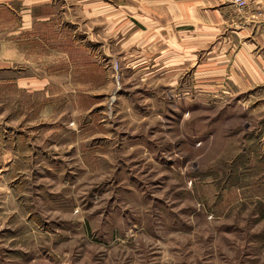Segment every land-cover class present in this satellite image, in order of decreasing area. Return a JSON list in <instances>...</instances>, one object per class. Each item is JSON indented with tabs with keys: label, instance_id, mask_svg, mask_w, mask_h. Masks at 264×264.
Here are the masks:
<instances>
[{
	"label": "rangeland",
	"instance_id": "rangeland-1",
	"mask_svg": "<svg viewBox=\"0 0 264 264\" xmlns=\"http://www.w3.org/2000/svg\"><path fill=\"white\" fill-rule=\"evenodd\" d=\"M17 23L0 11V264H264L263 88L197 89L175 53L162 72L141 26L86 46L70 22L54 48L58 24Z\"/></svg>",
	"mask_w": 264,
	"mask_h": 264
},
{
	"label": "crops",
	"instance_id": "crops-1",
	"mask_svg": "<svg viewBox=\"0 0 264 264\" xmlns=\"http://www.w3.org/2000/svg\"><path fill=\"white\" fill-rule=\"evenodd\" d=\"M125 1L124 5H117L102 0H0V11H7L18 22L11 33L5 32L4 36H35L41 34V30L34 28V23L42 22L52 27L58 24L55 32H61L64 42H55L52 46L67 48L76 44L64 36L71 32L70 22L78 21L74 23L78 26L76 30L82 31L84 27V30L97 32L93 38L85 39L86 46L89 40L96 45L103 44L107 39L104 31L109 30L112 38L119 40L123 27L141 26L144 43L150 47L148 51L165 64L162 72L170 74V69L176 67L182 75L192 69L193 84L197 89L214 83L238 86L237 90L243 93L264 89V0H247L243 10L237 8L234 0ZM128 38H131L130 34ZM209 48L208 57L203 60L201 54ZM173 53L180 61L170 67ZM73 63V58L69 57L61 64L67 66L63 80H73V77L69 78L73 75ZM59 69L56 68L59 73L55 72V75L63 74ZM20 79L21 90L31 89L32 79L28 80L30 84L27 81L24 84ZM2 82L10 84L11 78L3 77ZM57 82H60L58 77L56 82L52 79L51 84L55 86ZM59 86L57 84L56 88ZM72 92L76 93L72 90L70 94ZM45 142L43 139L39 143L33 141L28 134L22 146L26 150L36 147L38 153H45L47 151L41 150ZM8 145L7 151L1 149L4 151L1 156L7 158L5 162L8 163L14 159L13 164L18 158L15 155L18 141Z\"/></svg>",
	"mask_w": 264,
	"mask_h": 264
},
{
	"label": "built area",
	"instance_id": "built-area-1",
	"mask_svg": "<svg viewBox=\"0 0 264 264\" xmlns=\"http://www.w3.org/2000/svg\"><path fill=\"white\" fill-rule=\"evenodd\" d=\"M234 3L239 7V8H245L247 6V0H234Z\"/></svg>",
	"mask_w": 264,
	"mask_h": 264
}]
</instances>
